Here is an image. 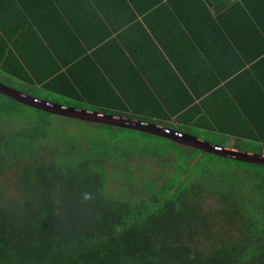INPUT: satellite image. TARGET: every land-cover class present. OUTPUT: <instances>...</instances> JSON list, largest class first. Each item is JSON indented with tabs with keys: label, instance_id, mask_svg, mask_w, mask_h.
<instances>
[{
	"label": "trees",
	"instance_id": "1",
	"mask_svg": "<svg viewBox=\"0 0 264 264\" xmlns=\"http://www.w3.org/2000/svg\"><path fill=\"white\" fill-rule=\"evenodd\" d=\"M182 1H169L173 11L160 31L144 19L159 31L160 54L131 51L108 74L95 68L105 85L98 97L71 81L60 93L73 106L157 122L220 146L232 138L239 150L263 153L264 0ZM6 22L0 17V29L12 39L16 31ZM144 23L134 22L145 32ZM1 35L0 80L32 87L38 76L27 63L31 46H9ZM219 46L227 56L207 59ZM153 59L162 60L159 81L147 74ZM189 66L209 84L188 91L176 71ZM47 118L0 93V264H264V165L106 125L86 123L80 138L57 132ZM17 119L19 128L7 124ZM141 156L139 184L130 161ZM135 184L140 188L131 189Z\"/></svg>",
	"mask_w": 264,
	"mask_h": 264
},
{
	"label": "crops",
	"instance_id": "2",
	"mask_svg": "<svg viewBox=\"0 0 264 264\" xmlns=\"http://www.w3.org/2000/svg\"><path fill=\"white\" fill-rule=\"evenodd\" d=\"M149 1L0 0V17L7 21L4 24L12 29V34L16 31L14 38L9 39L0 29L2 39L9 46L11 45L9 41H16V46L19 49H25L27 44L31 46L28 48L27 63L36 70L38 76L32 87L24 90L14 89L52 103L90 109L84 106L71 105L72 103H69L70 97L61 94L60 89L65 88L66 82L71 81L76 90H85L89 95L98 97L99 88L104 89L105 85L101 82L95 68H99L101 72L108 74L117 64L126 63L127 59H131L129 53L131 51H136L141 56L145 50H148L149 54L153 51V57L160 54L156 36L159 37L161 26L165 24L164 17L170 10L173 11V8L168 6L170 0H152L155 4L147 8ZM237 1L240 0H225L224 2H230L231 5H234ZM178 2L184 3L182 0H178ZM185 3L199 5L198 0H185ZM193 9H197V7H193ZM208 9L209 12H214V9L210 7ZM192 13L195 14L196 12ZM144 19L149 20L150 24L160 27L158 35L151 31V27H148V23H144ZM136 21L144 23L142 28L145 32L141 28L135 27L134 22ZM5 31L7 32V30ZM163 34L166 35L164 31ZM151 40H155V43L150 42ZM31 49L33 51L30 54ZM220 49V46L215 50L211 49L207 59L212 58L219 61L220 57H226V51L219 55ZM237 49L235 46L234 62H239L243 58ZM228 54L232 55V53ZM156 59H153L147 74L152 80L157 76L159 81L161 80L159 68L162 60L156 61ZM252 62L246 63L244 67L251 69L250 64ZM195 68L197 70V67ZM163 70L165 69L163 68ZM176 72L186 84L188 91L191 84L196 87L209 84L204 82L203 78H199L200 74L193 69V66H189L187 70L183 69L184 74H181L179 70ZM252 73L254 74V71ZM163 74L166 76L167 72L165 71ZM169 74L170 76L167 78L171 79V72ZM204 77L206 78L205 74ZM213 77L207 74L208 79ZM0 82L6 84L5 80H0ZM13 82L6 85L12 87L11 85L18 84V81ZM224 82L221 80L219 84L222 85ZM19 84L21 85V83ZM35 91L49 93V96L43 98L36 95ZM241 100L249 103L251 98ZM195 101L198 100L195 99ZM137 116L144 115L139 113Z\"/></svg>",
	"mask_w": 264,
	"mask_h": 264
},
{
	"label": "water",
	"instance_id": "3",
	"mask_svg": "<svg viewBox=\"0 0 264 264\" xmlns=\"http://www.w3.org/2000/svg\"><path fill=\"white\" fill-rule=\"evenodd\" d=\"M0 93L12 98L15 102L17 101V103L51 115L149 134L155 137L167 139L184 147L196 149L201 152L200 155L211 154L238 162L264 165V153H252L233 147L220 146L215 143L207 142L196 136H192L187 132H181L176 129L168 128L165 127V125L162 126V124L159 123L130 116L112 114L108 112H98L85 108H76L52 103L14 89L2 82H0Z\"/></svg>",
	"mask_w": 264,
	"mask_h": 264
},
{
	"label": "rangeland",
	"instance_id": "4",
	"mask_svg": "<svg viewBox=\"0 0 264 264\" xmlns=\"http://www.w3.org/2000/svg\"><path fill=\"white\" fill-rule=\"evenodd\" d=\"M8 82V81H7ZM11 83H14L13 81H9V84ZM17 85V84H15ZM20 85V84H19ZM36 95H39L41 97H48L49 96V93H46V92H42L40 91L39 93L38 92H34ZM91 107V106H90ZM23 111L24 114H26V116H29L31 112L33 111H30V110H26V109H21ZM99 112V111H98ZM51 115V114H50ZM48 119V122H52V124H55L56 126L54 127V129L58 130L57 132H62V133H66L67 134V131L68 132H71V133H74L76 134L78 137L80 138H84V131L87 129V126L88 122H84L82 123L83 121H77V120H73V119H68V118H65V117H60V116H55V115H51V118H47ZM18 119H17V122L15 121H9L7 122V124H9L11 127L15 128L13 126V124H16V128H19V124H18ZM65 124V125H64ZM92 124H95V123H92ZM97 125H101V124H97ZM55 130V131H56ZM88 130L92 133H95L97 131L96 128H88ZM125 131H123L124 133ZM126 133V132H125ZM132 135V134H131ZM149 138V136H148ZM237 141L231 139V140H228L226 145L227 147H233V148H236L235 146L237 145ZM53 144H49V147L52 148ZM59 150H62V146H64V144L62 142L58 143L57 144ZM82 146L86 149L87 148V145L85 143H82ZM224 146V145H223ZM65 148V147H64ZM138 150H140V148H137ZM44 151V150H43ZM42 151V152H43ZM137 152V151H136ZM264 153V152H263ZM142 154H144V152H142ZM144 156H141L139 157L138 159H135V158H131V161H130V166L132 167V169L134 170L133 171V174L135 175V177L138 179V182L140 184L141 181H143V179L145 178L144 177V174H143V171L141 168H143L144 164L146 163L144 161ZM154 163H156L154 160L152 161H149L147 162V166H151V167H154ZM209 164V162H207ZM141 166V168H140ZM211 166L214 167L215 165L211 162ZM157 173L156 170H154V172L150 173V174H153L155 175ZM7 174V173H6ZM8 175V174H7ZM113 175V173H112ZM2 178H5L4 175L2 176ZM149 179V177H148ZM0 183L1 184H5V182H2L1 181V177H0ZM139 184H135L133 185V187L131 189H136V188H140V185ZM126 187V186H125ZM108 188L109 190H114V185H113V181L111 180V178L109 179V184H108ZM127 189V195L129 194V190L130 188L126 187Z\"/></svg>",
	"mask_w": 264,
	"mask_h": 264
},
{
	"label": "clouds",
	"instance_id": "5",
	"mask_svg": "<svg viewBox=\"0 0 264 264\" xmlns=\"http://www.w3.org/2000/svg\"><path fill=\"white\" fill-rule=\"evenodd\" d=\"M131 117V116H130ZM135 118V117H134ZM160 124V123H159Z\"/></svg>",
	"mask_w": 264,
	"mask_h": 264
}]
</instances>
